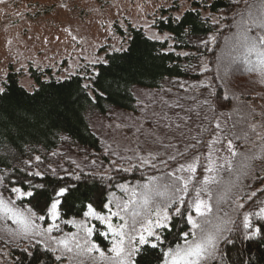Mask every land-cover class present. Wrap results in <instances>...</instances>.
Masks as SVG:
<instances>
[{
  "label": "trees",
  "instance_id": "16d2710c",
  "mask_svg": "<svg viewBox=\"0 0 264 264\" xmlns=\"http://www.w3.org/2000/svg\"><path fill=\"white\" fill-rule=\"evenodd\" d=\"M262 2L264 0L196 2L197 9L185 11L179 19L163 10L162 14L167 16L158 19L155 26L170 34L174 42L172 51L167 50L166 42L149 40L141 30L128 27L126 48L106 55L104 64L94 66L95 75L88 78L87 88L79 75L62 81L45 80L42 73L31 69L30 76L36 87L28 92L19 85L17 74L9 73L0 92L2 191L15 198L19 209L47 219L42 205L36 206L28 197H15L11 189L28 190L26 181L33 185L68 183L75 185L76 190L60 206V220H80L89 203L96 212H103V205L109 202L119 184L144 175L137 170L109 176L96 172L108 162L102 155V142L91 131L92 118L106 120L108 113L114 110L136 115L134 88L165 91L168 99L162 106L165 117L177 123V114L192 117L191 136L201 141L197 152L199 163L194 173L177 171L180 164L192 161H185L178 154L177 147L184 150L182 144L166 130L162 133L169 138L161 147L163 153L176 159L169 157L160 172L167 173V182L175 180L168 173L183 177L175 181L180 187L187 182L188 189L186 193L172 194L168 227L160 230V241L150 240L158 247L153 249L151 243L140 246L133 264H164L165 253L174 252L188 241L191 228L187 215L192 212L190 204L197 192L212 209L210 219L223 215L228 218L223 238L207 264H264V239L260 236L251 241L244 239L245 234L264 227V49L258 47L248 52L244 47H237L239 60L229 73L230 78L236 80L234 90L228 91L220 84L216 69L218 56L225 49V41L233 38L237 22L246 21L254 33L264 31L249 24L244 17ZM176 10L174 7L170 11ZM177 99L187 111L169 107ZM197 129L202 134H198ZM228 141L232 142L234 156L228 149ZM244 167L246 171L240 175ZM37 172L41 175L36 176ZM77 176L79 180L75 179ZM234 176H239L240 183L218 201L222 187ZM176 197H181L184 203L180 204ZM179 204L183 215L175 212ZM245 217L250 224L247 229ZM210 223L201 225V233L202 229L211 227ZM93 239L104 243L97 233ZM229 239L234 243H228ZM47 248L36 241L2 238L0 264H36V258ZM3 249L5 253L1 252ZM55 257V251L47 252L46 264H59Z\"/></svg>",
  "mask_w": 264,
  "mask_h": 264
},
{
  "label": "rangeland",
  "instance_id": "374dc122",
  "mask_svg": "<svg viewBox=\"0 0 264 264\" xmlns=\"http://www.w3.org/2000/svg\"><path fill=\"white\" fill-rule=\"evenodd\" d=\"M210 1L0 0V92L4 89L9 73L17 74L22 88L28 92L33 91L36 86L30 76L31 69L42 73L45 80L62 81L79 75L84 79V87L87 88L88 78L95 75L94 66L104 64L107 54L126 48L128 27L141 30L149 40L166 42L167 50L172 51L174 42L170 34L159 31L155 26L158 19H164L167 16L163 15L162 11H169L168 14L179 19L185 11L197 9L194 3L203 4ZM174 7L177 10L170 11ZM249 12L257 18L258 24L261 23L259 17L264 16V12L258 8L255 11L251 9ZM203 15L208 14L203 12ZM244 17L249 24L256 27L251 23L249 13ZM245 22L244 24L237 22V30L233 38L225 41V49L219 54L216 64L219 82L228 91L234 90L236 80L231 79L229 73L239 60L236 50L241 46L237 43V39L243 31ZM258 61H262V58ZM165 93V91L161 93L134 88L132 94L138 106L136 115L114 110L108 113L106 120L92 118L91 131L102 142L104 146L102 155L107 157L108 162L102 170H96V172L109 176L114 173L137 170L144 175L140 179L118 185L116 192L109 197L108 207H104L101 213L97 212L105 218L104 220L85 215L76 221H63L60 218L53 221L49 216L47 219L40 220L39 216L17 207L15 198L2 191L0 178V198L11 201V205L25 216L31 215L34 225L42 233L39 236L21 235L20 226L0 211V240L4 238L5 240L39 241L54 249L56 256L61 257L59 264H119L112 248L120 237L109 230L110 222L113 229H120L121 225H126L123 228L126 249L131 250L133 247L139 249L142 246L138 243L141 224L146 223L147 219L155 220L154 213L164 206L173 194L172 185L179 186L173 179L167 182V173L160 172L165 167V163L161 161L168 163V158L171 157L165 155L161 149L169 141L168 134H162L161 129L166 124L174 122L173 119L165 117L162 112V106L168 102ZM89 95L93 97L91 91ZM150 133L158 134L160 139L164 140V144L161 145L159 140ZM165 136L167 139H164ZM150 152L159 157L154 161L155 167L142 164L139 160V157L149 159ZM94 163L96 166L99 165L97 162ZM245 168L239 173L240 175L246 171ZM239 183V176H234L229 183H225L217 198L218 201L227 197ZM153 188L163 195L157 196L154 191L150 192ZM146 194L150 196L148 204L144 202ZM14 195L18 196V194ZM124 205H127L126 210H122ZM176 207H180V204ZM167 211L171 217L169 208ZM112 212H118L119 215L113 216ZM134 213H139L135 219H133ZM189 214H192L200 226L211 222V227L201 233L202 226L193 228L189 224L191 230L188 241L174 252L188 249L190 245L201 241L205 233L214 235L217 237L215 248L208 246L207 252L201 258V264H207L214 257L218 244L223 238L228 218L223 215L215 220L214 217L210 219V213L202 217L197 216L193 211ZM54 224L56 226L50 233L45 231ZM88 229L92 230L91 235H88ZM160 230L155 229L158 234ZM96 233L102 236L103 244L93 239ZM149 239L155 240L154 237ZM61 241L72 251L68 252L64 244L60 243ZM93 245L95 248L92 247ZM89 248L92 250L88 251ZM1 252L6 251L3 249ZM135 254L132 255L131 262ZM169 264H171V258H169Z\"/></svg>",
  "mask_w": 264,
  "mask_h": 264
},
{
  "label": "snow or ice",
  "instance_id": "6c2138e0",
  "mask_svg": "<svg viewBox=\"0 0 264 264\" xmlns=\"http://www.w3.org/2000/svg\"><path fill=\"white\" fill-rule=\"evenodd\" d=\"M253 6H249L251 8ZM258 8V10L264 12V3L255 6ZM249 18L251 19V23L253 25H256L257 28L264 29V16L259 17L261 20V23H257V18L252 16V13L249 12ZM249 33H253V35H249ZM237 43L241 46L247 49L248 52H252L256 50L258 47L261 49H264V31H261L259 33H254V30L252 27H249L245 24L243 31L240 32L239 37L237 39ZM180 87H183V84L180 85ZM205 103H207V100H205ZM170 108L173 109H180L181 111H187L183 108V105L180 103L179 99H177L175 104L169 105ZM177 122L169 123L164 126L163 129H161V132L163 133L165 130L168 134H170L173 139L177 140L179 144L183 145L184 150L181 151L179 147H177L178 154L185 160H191L192 163L180 164V167L177 169V171H187L194 173L196 171V164L199 163V157L197 155L198 148L201 144V141L197 139L196 136H191V128L189 126V122L192 120L191 116L181 117L177 114ZM216 128L219 129L220 125L217 124ZM187 129V131H185ZM139 131V129L137 130ZM198 134H202L200 129H197ZM155 139L159 140L160 144H164V140L160 139V136L156 133H150ZM164 139H167V136L164 137ZM218 142V141H217ZM171 142H169L170 146ZM228 149L232 152V155H236L235 151L232 150V142L228 141ZM159 157L150 152L149 153V159H145L143 157H139V160L142 164L151 165L152 167H155L154 161H156ZM39 159V157H37ZM171 159H176V157H171ZM163 163H167L166 161H161ZM208 171H211V169H207ZM53 174L55 175V170H53ZM36 176H40L41 173L37 172L35 173ZM169 176H173L175 180L180 181L183 180V177L175 176V173H168ZM76 180H79L80 177H75ZM111 179V177H109ZM207 180V178H205ZM59 180H63V178H59ZM29 184L28 190H23L19 187H13L11 191L13 193L18 194L20 197H28L31 198L36 202V206H43L44 210L46 211L47 215L53 220H57L60 217V206L62 203L67 200V198L74 193L76 190L75 185H69L68 183H60L57 182L56 184H45V183H39L33 185L31 181H26ZM188 189V183L185 182L182 187L177 185H172V193L173 196H175L176 193H186ZM154 191L157 196H162L163 193H161L159 190L153 188L150 190ZM179 199L180 204L184 203V200L181 197H176ZM145 204H148L150 202V196L148 194L144 197ZM172 200L170 198V202L166 203L164 206L160 207L158 211H156L154 214L156 215V219H147L146 223L141 224V231L138 234V243L140 245H145L151 243L150 237H154L156 241H160V235L155 231V229H165L168 227V222L170 221L171 217L167 211L169 207L172 206ZM103 207L107 208L108 204H104ZM119 207V205H118ZM190 208L197 216H206L207 213L211 212V207L209 204H207L204 200H201L199 198V192H197L196 199L190 204ZM127 205H124L122 210H126ZM0 211H3L5 215L12 219L14 223L18 224L19 232L23 236H30V234H35L37 236L41 235L40 231L38 230L37 226L34 225V222L32 220L31 215L25 216L23 213H20L17 209H15L14 206L11 205V201H5L4 199L0 198ZM264 211V210H262ZM175 212L177 215H183L181 213V209L179 207H176ZM85 216H95L97 219L104 220L105 218L100 216L96 209L93 207L91 203L87 205V211L84 213ZM111 215L116 216L119 215L118 212H112ZM139 213L133 214V219H135L136 216H138ZM40 220H44L45 216L41 215L38 217ZM123 219V217H121ZM245 224L244 227L247 229L250 227V224L247 222V217H245ZM187 222L193 227V228H200L201 226L197 223V221L193 218L192 214H189L187 216ZM56 225H52L51 227L47 228L45 231L50 233L53 228ZM126 225H121L120 229H113L111 223L109 222L108 227L109 230L112 231L115 235L119 236L120 239L114 244L112 248V252L115 253V256L119 260V264H133L131 262V257L134 253L138 252L139 249L133 247L131 250H128L124 246V233L123 228ZM91 229H88V235H91ZM203 232V229H202ZM185 236H187V233H185ZM260 236L262 239H264V227L257 228L254 232L247 233L244 236V239L246 240H253L255 237ZM216 236L205 233L201 239V241L195 243L194 245H190L188 249L183 250L182 252H168L165 253V259L164 264H169V258H171V264H201V258L205 255L207 252L208 246H211L213 249L215 248V240ZM228 243H234L232 240H227ZM39 243V241H37ZM60 243L64 244V247L67 249L68 252H71L72 249L67 246L63 241ZM95 248V245L92 246ZM151 247L153 249L158 247L157 243H151ZM92 249L89 248L88 251H91ZM98 250V249H97ZM27 251V249L25 250ZM54 251L51 247H48L45 251V253L41 254V256L36 258V264H46V261L44 259V255H46L47 252ZM31 255V253H29ZM127 258V259H125ZM56 260H60V256L55 257Z\"/></svg>",
  "mask_w": 264,
  "mask_h": 264
}]
</instances>
